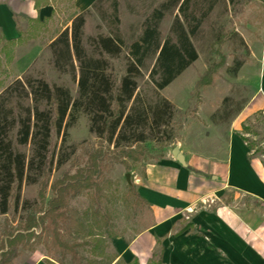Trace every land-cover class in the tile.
Listing matches in <instances>:
<instances>
[{
	"label": "trees",
	"instance_id": "obj_1",
	"mask_svg": "<svg viewBox=\"0 0 264 264\" xmlns=\"http://www.w3.org/2000/svg\"><path fill=\"white\" fill-rule=\"evenodd\" d=\"M102 1L97 0L92 9H97ZM221 1L165 0L145 17L140 34L127 41L116 27L119 24L118 3L113 0L110 22L114 28L107 35L88 37L86 43L90 50L83 43L85 16L89 11L71 17L70 27L58 31L47 48L53 69L68 75L76 84L75 97L67 87L49 85L42 79L29 76L7 85L0 81V215L8 212L12 194L17 210L23 185L41 184L38 197L44 199L47 184L43 179L51 164L48 154L52 129L59 133L64 127L56 168L70 160L73 151L65 150L66 129L80 115L87 118L88 131L96 136L98 144L87 153L83 165L76 167L72 174L63 173L51 183V197L38 217L26 216L20 230L7 234L5 250L0 252V263L6 261L17 246L26 247L31 240L39 238L45 222L52 227L54 242L73 253L74 245L62 242L57 230L61 216L57 208L65 205L67 197L83 190H91L93 200L99 202L104 191L111 186L104 179L101 163L105 152L125 164L126 159L140 161L149 153L152 144L162 148L174 142L176 131L181 129L173 125L177 110L168 99L159 95V91L196 61L198 55L191 38ZM226 1L233 6L241 0ZM47 2L36 0L35 7ZM174 11L176 14L168 34L162 38L160 22L166 14ZM14 21L20 36L16 40L4 41L0 35V55L6 64L12 60L13 49L36 39L37 31L44 26L35 22L28 31H22L17 18L14 17ZM225 36L221 30L210 44V50L220 46ZM213 52L219 55V61L199 77L195 82L196 89L212 86L215 72L224 65L225 57L218 49ZM115 59L124 63L118 78L111 68V60ZM148 61H153L148 70L151 96L141 93L137 82ZM241 139L249 150L254 151V144L245 137ZM26 205L27 201L21 202V208ZM36 228H40V233H35ZM128 264H137V261ZM151 264L162 263L159 258Z\"/></svg>",
	"mask_w": 264,
	"mask_h": 264
},
{
	"label": "rangeland",
	"instance_id": "obj_2",
	"mask_svg": "<svg viewBox=\"0 0 264 264\" xmlns=\"http://www.w3.org/2000/svg\"><path fill=\"white\" fill-rule=\"evenodd\" d=\"M115 1L118 3L119 18L116 27L122 38L129 41L140 34L145 17L165 0ZM112 3L113 0H103L97 9L89 10V14L85 16L83 43L88 50H90L86 43L88 37L107 35L114 28L110 22ZM174 14L176 11L166 14L161 20L159 30L162 38L168 34ZM59 23L60 21L52 22L48 25L49 31L41 38L18 50L14 62L6 65L2 59L0 81L4 85L29 76L42 79L49 85L67 87L71 96L75 97L76 84L68 75L59 74L53 69L47 48L59 28ZM221 30L226 38L220 46H214L213 50L218 49L220 55L225 57L224 65L215 72L212 86L196 89L195 82L199 77L208 67L219 61V55L210 50V44ZM191 41L198 55L196 61L166 88L159 91V95L168 99L177 110L173 125L181 129L176 131L174 142L179 138L184 125L189 132L192 127H196L202 131V134L209 127H218L222 135L237 126L238 133L254 144V151H250L252 157L262 159L264 162L263 4L255 0H241L231 6L226 0H222L214 7ZM123 64L121 59L111 60L115 77L118 78L122 74ZM152 64L153 61L147 62V67L142 70V76L137 80L139 91L147 96H151L152 90L148 78V70ZM63 133L64 127L59 133L55 129L51 131L48 154L51 164L43 179L47 184L44 199L38 197L41 184L23 185L17 210L14 209V194H12L8 212L0 215V252L5 250L7 234L20 230L26 216L36 218L40 215L51 197L49 188L51 183L61 178L63 173L72 174L76 167L84 164L87 153L98 145L96 136L88 131L87 118L80 115L76 122L66 129L65 150L73 151L70 160L56 168L55 162L62 144ZM162 148L152 144L151 150L142 159L157 158ZM20 150L26 149L20 148ZM126 160L125 164H122L112 154L105 152L101 163L104 166V179L111 183V186L104 191L99 202L93 200L91 190H83L75 196L67 197L65 205L57 208L58 213L61 214L57 221V230L62 242H74L73 253L63 252L65 250L53 240L52 227L45 222L39 238L31 240L26 247L17 246L9 258L0 264H23L33 255L43 253L56 261H61L62 252L66 264H86L82 257L90 255L91 252L94 254L92 251L94 242L103 241L102 238L112 235L136 232L145 222L148 209L136 198L132 177L129 184L125 182V174L132 170ZM224 198L225 202H229L228 204L232 206L246 207L259 216L264 215V205L249 197L227 193ZM22 201H27L25 208H21ZM35 233H40V228H36ZM77 245L79 246L76 248Z\"/></svg>",
	"mask_w": 264,
	"mask_h": 264
},
{
	"label": "crops",
	"instance_id": "obj_3",
	"mask_svg": "<svg viewBox=\"0 0 264 264\" xmlns=\"http://www.w3.org/2000/svg\"><path fill=\"white\" fill-rule=\"evenodd\" d=\"M96 1L48 0L36 8V0H0V35L4 41L20 36L14 17L22 31L35 22L44 24L36 39L49 31L52 22L60 21L56 31H62L70 27L71 17L91 10ZM255 1L264 6V0ZM36 39L17 45L11 62L18 50ZM0 59L3 68L2 55ZM262 86L264 89V72ZM217 128L209 127L202 134L196 127L189 132L184 125L179 138L163 147L157 158L126 160L132 170L126 173L129 181L125 174V182L129 184L132 177L136 198L148 215L136 232L94 242V254L82 257L86 264H128L133 260L151 264L159 258L162 264H264V215L232 206L224 198L232 193L264 205V162L252 157L237 126L225 135ZM174 147L183 162L173 157ZM63 252V262L43 253L23 264H66Z\"/></svg>",
	"mask_w": 264,
	"mask_h": 264
},
{
	"label": "water",
	"instance_id": "obj_4",
	"mask_svg": "<svg viewBox=\"0 0 264 264\" xmlns=\"http://www.w3.org/2000/svg\"><path fill=\"white\" fill-rule=\"evenodd\" d=\"M172 155H173V157H175L178 161L183 162L182 157L178 154V149H177V147H174V148H173V150H172ZM126 179H127V181H129V176H128V174H126Z\"/></svg>",
	"mask_w": 264,
	"mask_h": 264
}]
</instances>
